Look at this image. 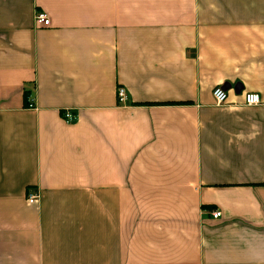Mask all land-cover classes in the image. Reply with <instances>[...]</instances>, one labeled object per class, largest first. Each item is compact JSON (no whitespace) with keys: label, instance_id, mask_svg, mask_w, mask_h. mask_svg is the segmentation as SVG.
<instances>
[{"label":"crops","instance_id":"crops-1","mask_svg":"<svg viewBox=\"0 0 264 264\" xmlns=\"http://www.w3.org/2000/svg\"><path fill=\"white\" fill-rule=\"evenodd\" d=\"M0 264H264V0H0Z\"/></svg>","mask_w":264,"mask_h":264},{"label":"built area","instance_id":"built-area-1","mask_svg":"<svg viewBox=\"0 0 264 264\" xmlns=\"http://www.w3.org/2000/svg\"><path fill=\"white\" fill-rule=\"evenodd\" d=\"M37 21L38 23L43 25H47V26L50 25V19L44 12L37 13ZM118 96L120 100H125L127 98V94L124 88L122 87L118 88ZM213 96L217 105H224L228 101V92L223 86H217L213 90ZM261 102H262V98L260 93L258 92H247L245 94V105L254 106L260 104ZM65 117L66 120L68 121L74 120L73 114L70 111L66 112ZM38 199H39L38 193H28V201L30 203H36ZM213 216L214 218L221 217V211L219 210L213 211Z\"/></svg>","mask_w":264,"mask_h":264}]
</instances>
